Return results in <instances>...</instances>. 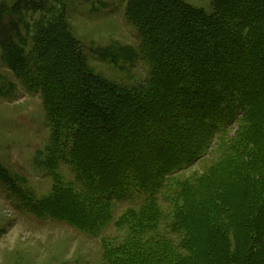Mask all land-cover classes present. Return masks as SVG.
<instances>
[{
  "label": "trees",
  "instance_id": "16d2710c",
  "mask_svg": "<svg viewBox=\"0 0 264 264\" xmlns=\"http://www.w3.org/2000/svg\"><path fill=\"white\" fill-rule=\"evenodd\" d=\"M24 1L8 16L35 3ZM132 1L142 7L135 14L152 72L131 92L93 72L62 14L39 20L28 54L19 47L27 39L9 33L21 37L19 22L0 25L13 48L5 56L40 92L79 185L46 213L93 236L112 223L125 229L102 241L106 264H264V0H213L212 12L183 0ZM157 138L137 159L107 156L119 146L142 154ZM214 147L225 159L217 175H183ZM98 155L105 162L94 166ZM139 197L115 219L116 200Z\"/></svg>",
  "mask_w": 264,
  "mask_h": 264
},
{
  "label": "rangeland",
  "instance_id": "374dc122",
  "mask_svg": "<svg viewBox=\"0 0 264 264\" xmlns=\"http://www.w3.org/2000/svg\"><path fill=\"white\" fill-rule=\"evenodd\" d=\"M29 1L35 2L31 4L32 8L23 10L22 16L16 19L8 16V8L25 1L0 0V25L2 23L9 28L12 21L19 22L21 37H16L13 30L9 33L17 43L27 39L28 46H19L24 54L29 52L39 20L47 21L62 14L94 73L110 81L117 90L128 92L143 86L149 79L152 66L143 57V28L135 14L142 10L140 5H134L132 0ZM183 2L191 7L213 11V0ZM40 5H44V11L36 9ZM160 20L155 18L157 23ZM1 31L0 26V264H106L102 241L119 240L125 229L112 223L102 235L93 236L67 220L46 213L53 210L52 202L62 203L67 190L72 188L77 191L79 185L75 173L66 163L62 139L53 134V123L48 120L40 92H37L30 76L24 79L20 76V68L13 64L15 58L5 56V49L13 48L3 46ZM8 43L12 44L10 40ZM29 67L25 68L27 72ZM168 98L175 100L171 95ZM131 132L132 129H126L125 136ZM171 142L165 143L168 145ZM161 144L160 138L153 139L143 146L142 154L133 148L124 153L122 151L126 150L121 151L119 146L108 151L107 156L115 152L125 156V159H137ZM114 146L118 144L114 143ZM104 157L98 155L92 164L101 165L105 162ZM115 166L118 167L119 162ZM224 166V157H220L217 147H214L207 157L199 159L183 175L197 179L212 173L211 169L217 175ZM153 167L149 166L151 172ZM70 183L73 185H68ZM141 199L139 197L132 202L116 200L115 219L129 205ZM162 203L164 212L169 214L171 208L164 200ZM164 228L171 235L168 237L180 240L168 228V223ZM168 251L176 256L174 248L169 247Z\"/></svg>",
  "mask_w": 264,
  "mask_h": 264
}]
</instances>
